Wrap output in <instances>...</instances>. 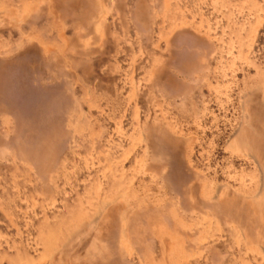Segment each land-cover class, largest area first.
Here are the masks:
<instances>
[{"label":"rangeland","instance_id":"1","mask_svg":"<svg viewBox=\"0 0 264 264\" xmlns=\"http://www.w3.org/2000/svg\"><path fill=\"white\" fill-rule=\"evenodd\" d=\"M0 264H264V0H0Z\"/></svg>","mask_w":264,"mask_h":264}]
</instances>
